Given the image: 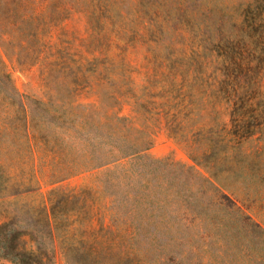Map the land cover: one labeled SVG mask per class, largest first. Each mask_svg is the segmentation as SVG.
Listing matches in <instances>:
<instances>
[{"label": "rangeland", "instance_id": "374dc122", "mask_svg": "<svg viewBox=\"0 0 264 264\" xmlns=\"http://www.w3.org/2000/svg\"><path fill=\"white\" fill-rule=\"evenodd\" d=\"M61 2L69 10L47 34L51 49L45 55L56 54L67 68L58 65L54 73L86 75L84 100H93L96 89L110 95L123 90L125 101H132V92L140 101L151 92L163 93L158 101L179 90L192 93L195 112L184 125L191 132H181L180 124L170 130L165 120L153 116L159 126L148 153L195 164L192 152L215 149L214 179L240 206L224 217L214 204L218 190L208 184L192 186L188 200L178 193L156 204L139 236L142 263L264 264V0ZM7 61L12 78L0 84V224L22 208L46 203L50 189L94 184L96 175L90 171L48 182L50 167L44 159L49 151L34 145L25 111L11 103L15 87L28 105L49 98L53 83L46 60L28 65ZM97 65L100 80L93 72ZM243 99L247 108L241 117L253 131L246 136L241 134L247 130L244 123L236 133L229 131L233 104ZM123 112L133 113L132 104L126 102ZM199 125L207 128L201 136L211 137L215 146L192 142L190 135ZM0 264L18 263L1 258Z\"/></svg>", "mask_w": 264, "mask_h": 264}, {"label": "trees", "instance_id": "16d2710c", "mask_svg": "<svg viewBox=\"0 0 264 264\" xmlns=\"http://www.w3.org/2000/svg\"><path fill=\"white\" fill-rule=\"evenodd\" d=\"M68 10L61 0H0V84L12 78L7 59L21 65L46 60L48 79L53 83L49 98L33 99L28 105L15 87L11 103L25 111L34 145L51 152L44 159L50 167L49 183L94 171V184L54 187L48 191L46 203L22 208L3 221L0 259L18 264H144L139 236L149 225L152 217L147 214L156 204L161 206L178 193L188 200L192 186L208 184L218 190L214 204L224 217L240 206L214 179L211 157L216 155L215 149L192 152L195 164L148 153L159 126L151 121L153 116L165 120L170 130L180 124L181 132H191L184 125L195 112L192 93L179 90L173 98L168 95L158 101L155 98L163 93L151 92L149 98L140 101L132 92V101H125L127 93L123 90L110 95L96 89L93 100H84L81 82L88 78L86 75L54 73L58 65L61 69L67 65L66 61L59 63L56 54L52 58L45 55L51 49L46 36ZM98 68L93 70L96 80L102 74ZM126 102L132 104L133 113L123 112ZM246 104L244 99L233 104L230 132L236 133L244 123L241 114ZM181 112L184 116L177 120ZM243 125L247 130L242 136L253 133L249 124ZM205 129L199 125L190 135L192 142L205 140L215 146L211 137L201 136ZM227 142L223 141L225 147ZM158 189L165 195H156Z\"/></svg>", "mask_w": 264, "mask_h": 264}]
</instances>
